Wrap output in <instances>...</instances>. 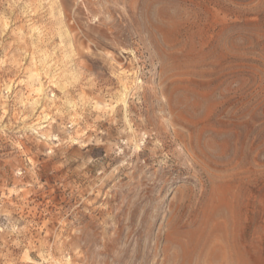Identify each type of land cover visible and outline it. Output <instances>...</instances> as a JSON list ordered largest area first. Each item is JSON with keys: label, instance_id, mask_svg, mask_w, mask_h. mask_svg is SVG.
Segmentation results:
<instances>
[{"label": "rangeland", "instance_id": "obj_1", "mask_svg": "<svg viewBox=\"0 0 264 264\" xmlns=\"http://www.w3.org/2000/svg\"><path fill=\"white\" fill-rule=\"evenodd\" d=\"M0 264H264V0H0Z\"/></svg>", "mask_w": 264, "mask_h": 264}]
</instances>
